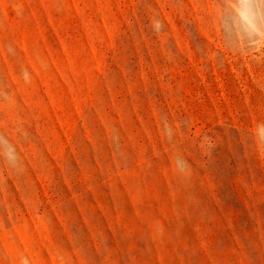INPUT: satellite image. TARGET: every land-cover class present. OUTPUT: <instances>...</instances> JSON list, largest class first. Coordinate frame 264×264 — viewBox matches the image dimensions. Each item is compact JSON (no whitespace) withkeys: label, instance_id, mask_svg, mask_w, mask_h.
<instances>
[{"label":"rangeland","instance_id":"374dc122","mask_svg":"<svg viewBox=\"0 0 264 264\" xmlns=\"http://www.w3.org/2000/svg\"><path fill=\"white\" fill-rule=\"evenodd\" d=\"M0 264H264V0H0Z\"/></svg>","mask_w":264,"mask_h":264}]
</instances>
